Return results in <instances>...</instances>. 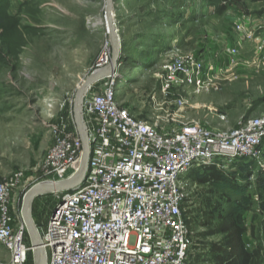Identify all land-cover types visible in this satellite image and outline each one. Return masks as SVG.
I'll return each instance as SVG.
<instances>
[{
    "label": "rangeland",
    "instance_id": "rangeland-1",
    "mask_svg": "<svg viewBox=\"0 0 264 264\" xmlns=\"http://www.w3.org/2000/svg\"><path fill=\"white\" fill-rule=\"evenodd\" d=\"M217 2L113 1L122 47L116 70V100L121 107L148 121L164 111L177 113L174 101L181 98L185 106L176 122L195 121L222 131L264 115V52L256 53L254 41L240 40L233 29L236 20L247 22L250 28L264 24V17L257 14L260 4L246 0L247 13L228 6L220 13ZM107 44L104 0H8V18L0 27V182L14 173L24 174L15 191L16 208H21V195L43 177L53 125L75 133L69 112L76 92L108 50ZM230 48L237 50L235 57L228 55ZM186 53L201 55L215 71L216 65L222 66V74L208 91L184 89L164 97L160 70L172 57ZM256 161L217 169L223 177L247 187L243 199L251 212L245 216L246 241L249 248L259 245L264 251L263 155ZM180 184L185 199L190 196L192 203L188 208L181 206L188 221L198 214L204 191L187 176ZM53 203V195L36 199L33 219L39 230ZM188 231L193 246L190 256L202 253L198 245L214 240H202L198 234L204 230L194 224ZM25 243L29 246V238ZM0 259L6 258L0 255Z\"/></svg>",
    "mask_w": 264,
    "mask_h": 264
},
{
    "label": "built area",
    "instance_id": "built-area-1",
    "mask_svg": "<svg viewBox=\"0 0 264 264\" xmlns=\"http://www.w3.org/2000/svg\"><path fill=\"white\" fill-rule=\"evenodd\" d=\"M233 29L240 40L254 41L256 53L264 52V24L250 28L236 20ZM236 54L229 49L230 57ZM109 60L106 50L95 69H103ZM216 68L193 53L176 55L160 70L162 94L208 91L222 74L223 67ZM116 76L96 82L83 99L87 172L78 189L53 194L54 208L38 229L46 264H188L191 242L181 213L182 178L200 165L220 168L236 159L258 160L264 115L234 130H213L195 121L176 122L185 106L179 98L174 101L177 113L164 111L141 120L118 104ZM69 116L75 133L53 125L39 182L65 180L79 165L82 144L72 110ZM23 178L17 172L0 182V247L8 253L0 264H27L32 252L25 243L20 208L12 201Z\"/></svg>",
    "mask_w": 264,
    "mask_h": 264
},
{
    "label": "trees",
    "instance_id": "trees-1",
    "mask_svg": "<svg viewBox=\"0 0 264 264\" xmlns=\"http://www.w3.org/2000/svg\"><path fill=\"white\" fill-rule=\"evenodd\" d=\"M250 1L260 4L257 14L264 17V0ZM218 2L220 13L224 12L227 6L234 7L243 13L248 12L246 0H218ZM7 18L8 0H0V27L3 26L4 20ZM195 55L201 57V55ZM2 58V52L0 51V61ZM261 150L264 157V144ZM256 163V160L236 159L230 165ZM197 175L200 176L197 177ZM186 176L196 186L202 188L204 192L198 201V214L189 217L188 221L184 219L183 215L182 217L187 228L188 226L192 228L194 224L196 228L204 230L198 234L202 240L214 239L210 243L204 242L197 246V248H200L199 251L202 252L199 255L190 256L193 248L190 245L187 258L188 264H264L263 249L259 245L249 248L246 241L248 228L245 216L251 212V206L243 199L246 196L247 187L245 185L239 186L232 179L228 180L223 177V173L217 169L216 165L193 167ZM197 194L198 192L194 194V197ZM189 197L183 202V204H186L185 208L192 205V203L189 204ZM53 208L54 203L49 211V216ZM185 214H191V212L186 211ZM26 239H28L27 234ZM27 264H33L31 253L27 255Z\"/></svg>",
    "mask_w": 264,
    "mask_h": 264
},
{
    "label": "water",
    "instance_id": "water-1",
    "mask_svg": "<svg viewBox=\"0 0 264 264\" xmlns=\"http://www.w3.org/2000/svg\"><path fill=\"white\" fill-rule=\"evenodd\" d=\"M113 1L104 0V21L110 48V60L103 69H95L83 81L76 92L73 102L72 111L74 123L77 135L82 144L79 165L69 178L56 182H37L30 186L22 197L20 215L29 237L30 247L32 248L31 255L33 264H46L45 252L41 247L40 234L33 219L34 201L39 197L76 190L82 185L86 176L89 159V142L82 111L83 99L96 82L111 77L120 65L121 41L114 20Z\"/></svg>",
    "mask_w": 264,
    "mask_h": 264
},
{
    "label": "crops",
    "instance_id": "crops-1",
    "mask_svg": "<svg viewBox=\"0 0 264 264\" xmlns=\"http://www.w3.org/2000/svg\"><path fill=\"white\" fill-rule=\"evenodd\" d=\"M14 196H15V198H14ZM16 198H17V194L15 193L14 195H13V200L12 201H14V199H15V201H16ZM4 253V254H3ZM0 255H3V256H5V260H1L0 259V261H6V260H8V253L4 250V249H2L1 247H0Z\"/></svg>",
    "mask_w": 264,
    "mask_h": 264
},
{
    "label": "bare ground",
    "instance_id": "bare-ground-1",
    "mask_svg": "<svg viewBox=\"0 0 264 264\" xmlns=\"http://www.w3.org/2000/svg\"><path fill=\"white\" fill-rule=\"evenodd\" d=\"M108 45H109V44H107V46H106V47L108 48V50H110V48H109V46H108ZM77 167H78V165H77Z\"/></svg>",
    "mask_w": 264,
    "mask_h": 264
}]
</instances>
